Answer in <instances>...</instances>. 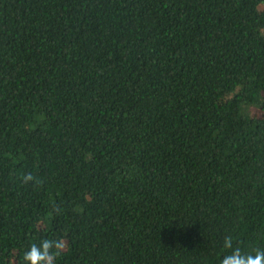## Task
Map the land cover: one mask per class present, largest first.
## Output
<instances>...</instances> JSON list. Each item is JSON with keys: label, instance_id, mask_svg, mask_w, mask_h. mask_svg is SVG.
I'll return each instance as SVG.
<instances>
[{"label": "trees", "instance_id": "obj_1", "mask_svg": "<svg viewBox=\"0 0 264 264\" xmlns=\"http://www.w3.org/2000/svg\"><path fill=\"white\" fill-rule=\"evenodd\" d=\"M228 235L264 249V0H0V264H219Z\"/></svg>", "mask_w": 264, "mask_h": 264}, {"label": "clouds", "instance_id": "obj_2", "mask_svg": "<svg viewBox=\"0 0 264 264\" xmlns=\"http://www.w3.org/2000/svg\"><path fill=\"white\" fill-rule=\"evenodd\" d=\"M32 174H27L23 178L24 183L33 181ZM66 243L62 239H44L37 243H32L23 255L25 264H56L57 258L65 249ZM222 248L225 255L219 264H264V249L256 248L251 252H244L239 246H234L231 235L225 236L222 241Z\"/></svg>", "mask_w": 264, "mask_h": 264}]
</instances>
